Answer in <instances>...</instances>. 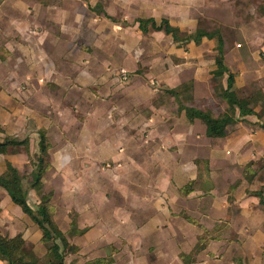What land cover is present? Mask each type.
Listing matches in <instances>:
<instances>
[{
  "label": "crops",
  "instance_id": "obj_1",
  "mask_svg": "<svg viewBox=\"0 0 264 264\" xmlns=\"http://www.w3.org/2000/svg\"><path fill=\"white\" fill-rule=\"evenodd\" d=\"M52 1L35 0L31 15L11 10L5 12L3 18L7 19L6 30L15 31L11 39L7 37L5 40L3 37L7 41L6 48L17 53L18 49L29 45L32 51L39 52L40 49L45 51L50 45H67L68 36L71 33L80 34L82 29L80 13L73 12L78 9L79 12L81 9L95 12L98 20L108 18L117 22L113 16L120 15L124 21L125 26L119 22L116 25L113 23L111 33L103 29V25H97V45H108L109 38L111 45H130L131 35L138 38L141 36L136 19L146 14L156 20L163 16L172 17L168 11L170 0H103L111 1L110 7L101 6L102 0H72V6H55L51 4ZM174 1L177 15L184 17L190 6L196 5L200 9L201 5L204 10L212 2L224 0ZM226 2L229 6L226 15L235 17L231 1ZM216 3L214 5L219 7ZM97 10L103 11L110 18L99 14ZM215 12L208 15H221L220 11ZM130 19L132 25L128 26ZM261 20V23L258 21L254 26L238 27L230 38L225 37L221 31L224 61L234 75L235 88L250 84L253 80L264 79V15ZM29 22L30 26L27 25ZM199 45L210 51L214 43L212 40H203ZM5 57L14 63L10 59L13 57L11 54ZM35 61L36 67H41L40 62ZM51 65L54 63L51 62ZM6 72L13 74L10 68H6ZM9 82L2 81L1 91L8 89L17 92L13 91V86L8 85ZM31 87L34 89L29 92L35 93L39 86L34 83ZM25 92L26 89L23 94ZM116 94L111 98V106L108 104L106 109L98 106L87 108L85 97L76 99L78 105L73 104L75 114L71 120L74 128L60 136L63 144H55V147H63L65 151L61 157L53 158L51 172L56 176L62 170L61 176L69 180L64 186V194L67 196L65 200L68 207H75L80 212L78 228L84 229L83 233L68 238L71 244L78 247L75 256L79 255L84 261L103 257L113 246L111 264H182L180 254L191 251L201 234V227L211 230L226 223L230 231L225 234L221 232L220 239L209 240L206 248L197 254L194 264H238L235 258L247 264H264V204L255 195L261 189L264 196V129L259 125L261 121L254 115H247L244 121L228 125L223 137L213 138L208 135L205 139L193 134L196 129L190 125L191 122L187 127L177 124L157 126L152 123L154 118L148 117L146 120L147 117L143 116L142 120L131 123L136 114L133 107L129 127H120L117 123L114 124L116 128L112 126L111 130L110 126H96V130H91L90 125L94 119L95 122L106 120L108 124L112 117L120 115L119 112L116 114L113 103L114 99L118 100ZM8 95L2 94L5 102L11 101L18 107L21 96ZM128 97L131 98V95L128 94ZM150 103L151 99H147V106ZM30 109L32 112L27 114L33 119L37 130L43 128L47 133V126L42 125L40 118L48 115L47 120L52 124L50 118L55 114L52 116L49 111L45 113L34 107ZM64 112L69 115L73 113L72 108H65ZM14 115L7 112L2 120L3 129L7 133L18 134L19 129L23 128V118L27 115ZM13 121L15 128L11 126ZM28 130L32 132L34 129ZM156 132H162L159 138L155 136ZM148 138L155 140L151 144ZM165 145L171 146L173 152L166 150ZM185 147L191 149V156L184 155ZM120 148L123 150L120 151ZM200 151L206 153L202 158L207 168L206 173L203 169L199 177L201 171L195 158H200ZM107 153L110 159L120 163L127 171L123 173L122 169H117L112 178L119 197L116 205L110 208V226L104 224L105 208L101 207L99 198L102 193L97 189L98 181L102 179L98 165L104 160L103 155L107 157ZM61 164L63 169L60 168ZM75 165L83 170L78 178L88 182L86 188L89 197L86 204L83 200L78 203L71 193V181L76 178L72 173ZM193 180L197 181L194 190L184 195L180 188ZM236 181H239L238 185ZM54 219L58 224L55 216ZM66 226L69 227L68 224ZM75 263L79 264L78 261Z\"/></svg>",
  "mask_w": 264,
  "mask_h": 264
},
{
  "label": "rangeland",
  "instance_id": "obj_2",
  "mask_svg": "<svg viewBox=\"0 0 264 264\" xmlns=\"http://www.w3.org/2000/svg\"><path fill=\"white\" fill-rule=\"evenodd\" d=\"M230 1L231 6L235 9V17L226 15V11L229 9L226 0L217 3L212 2L204 10H202L201 5V10L196 8V5L195 7L190 6L187 10V16L185 15L184 17L177 15V7L174 6L176 2L170 0L168 11L172 17H163L168 18L171 24L180 27L186 32L192 31L200 21L201 25L207 30L218 28L227 38H230V35L240 26H254L258 21L261 23L262 15H264V0ZM34 3L35 0L34 2L33 0H0V45H4L0 46V84L3 80H10L8 85L13 86V91H17L13 93L6 89L8 91L2 92V85H0V140L10 137H17L18 139L28 138L27 147L21 145L18 147V152L7 156L23 175L26 184L31 179V171L34 168L33 164L38 154L39 138L36 124L28 116L29 112H32L30 109L32 107L34 109L38 108L40 111L43 110L45 113L50 112L52 116L55 114L54 117L50 118V121H53V123L55 121L58 122L57 124H50L47 120L48 115L40 118L42 119V125L47 126L46 134L50 143L48 150L50 163H52L54 157L57 158L64 155L65 150L63 147H55V144H63L61 142L63 139L60 136H64L66 131L74 128L71 123L74 118L73 114H75V106L73 104L78 105L76 99L79 100V98L83 97H85L87 108L98 106L106 109L108 104L111 106V98L117 93L116 97L118 100L114 99L113 103L115 104L116 114L119 112L120 115L112 117L111 122L109 121L108 124L105 122L106 120L95 122L94 119L90 125L91 130H96V126L99 128L110 126L109 129L111 130V127L117 123L120 127H129L128 124L133 117L134 107L136 114L131 123L142 120L143 116L147 117L146 120H148V117L154 118L152 123L157 126H173L177 124L187 127L191 122L190 125H193L196 129L193 134L203 136L205 139L206 136L208 137L207 124L199 119L188 121L184 111H179L178 107L180 103L203 110H210L213 114H218L225 109L223 100L217 94L216 83L211 79V71L214 68V64H212L213 47L208 51L205 50V46L192 42L177 47L171 37L163 31L160 33L148 31L143 34L141 32L139 38L131 35L130 45H111V38H109L108 45H97L95 42L97 25H103V29L111 33L113 23L116 25L119 22L120 25L125 26L124 21L121 20L120 15L113 16L117 22H113L108 18H100L98 20L95 12L89 9H81L79 12L78 9V11L73 12L75 14L80 13L82 29L80 34L71 33L68 36L67 45H50L47 46L45 51L40 49L39 52L32 51L29 45H24L22 49L16 51L17 53L12 52V50L6 48L7 41L5 40L7 37L10 39L14 37L15 31L6 30L8 29L5 28L7 19L3 18V15L8 10L31 15L32 13L30 12ZM214 3L219 4V7L215 6ZM51 4H55V6L61 4L72 6L73 1L53 0ZM100 5L110 7L112 2L102 0ZM215 10L220 11L221 15H208L215 14ZM73 12H71L70 17L73 16ZM146 16L150 15L146 14ZM129 21L126 22L128 26H131L132 19ZM30 24L29 22L27 25L30 26ZM26 32H29L28 29H26ZM7 54L13 56L10 59H13L14 63L5 57ZM14 54L16 55L14 56ZM35 60L41 64V67H38L39 69L34 63ZM51 62L54 65H51ZM6 68H10L14 75L7 73ZM34 83H37L39 87L35 89V93H31L29 91L34 89L31 87ZM184 85L188 86L185 91L183 90ZM28 88L29 90H27ZM25 89L26 92L23 94ZM170 89L178 90V100L169 91ZM238 89L242 93L240 99L242 107H255L258 111L262 109V106H259V102L261 100L264 102V79L253 80L250 84ZM37 91H40L38 96L36 94ZM3 93L5 95L10 94L13 97H15V94L20 95V99L19 97L16 98V100H20V103L17 104L19 109L15 107V103L11 101H8L9 103L5 102L2 96ZM128 94L131 95V98L128 97ZM189 96H191L190 100L188 99ZM147 99H151V105L149 104V106H147ZM65 108H72V115L66 114L64 112ZM7 112L11 113L13 117H15V113L27 115L23 118V128L19 129L18 134L7 133L3 129L2 120L6 117ZM253 118L255 119V117ZM262 120L264 122V114ZM14 124L15 122L13 121L11 125L13 128H15ZM18 126L21 128L19 123ZM114 127L116 128V126ZM29 128L34 130L31 132L28 130ZM162 132H156L157 135L155 136L159 138ZM31 133L34 135L33 138ZM85 136H87V133ZM154 140L153 138H148L151 144ZM166 147V150L173 152L171 146L167 145ZM119 150L123 149L120 148ZM191 154H193L191 149L185 147L184 155L191 156ZM108 155L107 153V157ZM202 156H206V153L204 154L200 151V158L195 159L199 160L197 164L199 169L206 170L207 165L201 161L203 160ZM103 157L104 160L98 165L102 179L98 181L97 189L99 193H102L99 199L101 207L105 208L103 213L104 224L110 226V208L116 205L119 197L115 192L117 188L114 181L112 184V178L117 169H122L123 173L127 171L112 158H107L106 155H103ZM60 168L63 169V164L60 165ZM51 171L53 170H51L50 164L42 177V190L52 194L50 202L54 209V216L57 218L61 230L66 232L69 229L66 225H69L71 220H74L78 226L81 215L75 207L67 206L64 186L65 183L68 184L69 180L65 176H61L62 170L56 176H53ZM82 171L80 167L75 165V170L72 173L76 178L71 181V193L78 203L80 202L79 200H83L85 201L83 203L86 204L89 197L86 188L88 182L78 178L81 176ZM80 192H83V194L81 195ZM0 201L1 207H3L0 213L1 233L8 236H13L19 232L24 233V237L30 240V244L33 246L31 243L33 242L37 246L39 250L37 252L42 259L45 254V245L39 241L40 232L35 230L31 220L22 213L18 206L10 201L1 188ZM28 202L32 207L38 202V196L33 190L28 192ZM73 259L75 262L78 261L79 264H85L84 259L79 257V255L75 256V253H66V264H71L70 261ZM0 264H3V262L0 261Z\"/></svg>",
  "mask_w": 264,
  "mask_h": 264
},
{
  "label": "trees",
  "instance_id": "obj_3",
  "mask_svg": "<svg viewBox=\"0 0 264 264\" xmlns=\"http://www.w3.org/2000/svg\"><path fill=\"white\" fill-rule=\"evenodd\" d=\"M97 12L109 17L101 10H97ZM136 21L142 33H147L150 29L163 31L171 37L177 47L187 45L191 42L199 44L203 40L213 41L214 55L212 64H214V68L211 71V79L216 83L217 94L223 100L225 109L218 114H213L210 110H203L179 103L178 110L184 111V115L188 121H192L194 118L203 120L207 124L208 135L213 138L223 137L226 134V127L228 125L236 121H244V117L247 115H254L261 121L259 125L264 129V122L262 120L264 114L263 100L259 102V106H262L260 111L256 110L255 107H242L240 105L242 93L238 88L234 87V75L225 64L223 56L224 41L221 31L218 28L207 30L199 21L192 31L186 32L180 29V27L171 24L166 17H161L157 21L152 16H141ZM187 88L188 86L184 85L183 90L185 91ZM169 91L178 100V90L170 89ZM188 99L190 100L191 96ZM37 133L39 138L38 154L33 164L34 168L31 171V179L27 184L24 182L23 175H21L18 168L12 164L7 156L8 154L18 152V147L21 145L27 147L28 138L18 139L10 137L0 140V188L4 190L10 201L18 206L22 213L31 220L35 230L40 232L39 241L45 245V254L41 259L39 257L41 255L37 252L39 251L37 246L31 242L33 244L32 246L29 242L30 240L24 237V233L19 232L13 236H8L0 231V261L3 264H66V253H76L78 251V247L71 244L68 237L84 232V229L78 228L74 220L70 221L69 229L64 232L54 219V209L50 202L52 194L42 190V177L51 164L48 154L50 143L45 129L40 128L37 130ZM201 161L205 162V160ZM196 162L198 164L199 160H196ZM200 171L199 177L203 172L202 170ZM204 172L206 173L205 169ZM239 181H236L237 185ZM196 184L197 181H189L180 188V191L184 195L188 194L191 190H194ZM29 190H33L38 196V202L34 207L28 202ZM255 195L258 197L259 202L264 204L263 191L260 189L255 192ZM2 210L3 207H1L0 201V213ZM185 218L194 222L189 217ZM195 222L197 223L196 220ZM228 231L230 229L226 226V223H221L211 230L201 227V234L198 236L191 251L188 254H180L182 264H194L197 254L206 248L209 240L220 239L222 237L221 232L225 234ZM223 237L228 239L227 235ZM113 252L114 248L110 247L106 256L87 260L85 264H111L113 262ZM235 262L238 264H247L241 259L236 258ZM70 263L76 264L74 259Z\"/></svg>",
  "mask_w": 264,
  "mask_h": 264
}]
</instances>
